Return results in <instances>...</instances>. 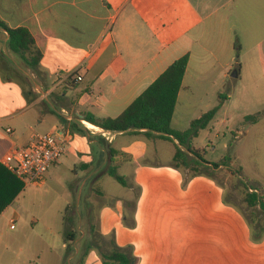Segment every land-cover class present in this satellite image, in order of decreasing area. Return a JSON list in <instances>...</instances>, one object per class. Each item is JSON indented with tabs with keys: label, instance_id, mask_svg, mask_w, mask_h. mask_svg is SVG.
I'll use <instances>...</instances> for the list:
<instances>
[{
	"label": "crops",
	"instance_id": "crops-1",
	"mask_svg": "<svg viewBox=\"0 0 264 264\" xmlns=\"http://www.w3.org/2000/svg\"><path fill=\"white\" fill-rule=\"evenodd\" d=\"M0 21L28 29L42 53L32 69L10 49L9 33L0 27V206L10 200L0 213V264H103L88 248L92 225L114 235L119 247L130 246L132 264H264V236L254 240L248 218L226 202L217 179L173 165L177 140H151L133 128L105 131L85 119L120 116L189 55L172 120L177 129L190 71L212 62L235 64L241 75L235 40L249 44L248 52L259 49L254 68L264 72V0H0ZM74 124L86 134L74 131ZM33 132L59 133L66 151L51 168L68 169L81 196L90 186L85 207L70 209L68 203L78 222L74 241L58 244L52 223L23 207L27 186L4 164ZM162 141L174 145L166 162L156 159L160 146L150 149L149 142ZM111 164L125 171L128 186L107 204L102 180ZM55 172L49 170L46 184ZM255 182L264 194V183ZM95 190L101 199L92 198Z\"/></svg>",
	"mask_w": 264,
	"mask_h": 264
},
{
	"label": "rangeland",
	"instance_id": "rangeland-1",
	"mask_svg": "<svg viewBox=\"0 0 264 264\" xmlns=\"http://www.w3.org/2000/svg\"><path fill=\"white\" fill-rule=\"evenodd\" d=\"M215 41L219 44L217 39ZM242 43L243 40H235L234 58L243 63L240 76H232L235 64L225 68L218 63L212 66V62L203 66V72H189L186 83L190 88L186 100L182 99L178 107L174 126L186 130L192 120L219 107L214 119L194 138L192 145L198 149H206L205 158L210 162H222L226 158L234 170L244 167L245 172H239V176L242 178L244 174L243 177L249 184L256 187V180L264 183V72L258 67L254 68L258 64L259 49L248 52L249 44L242 47ZM255 115L257 117L249 119ZM149 143L151 151L157 146L163 149L162 155L156 158L159 162H166L174 151V145L169 142ZM50 171L53 174L55 169L51 168ZM119 173L124 175L125 171L120 170ZM210 173L224 187L226 196L246 217H257L264 223V215L259 209L249 208L245 202L244 188L238 179L240 177H234L223 166ZM77 182L78 180H73L68 169H61L55 172V177L46 186H27L21 197V204L34 218L46 225L52 223L59 234L56 239L58 244L64 241L69 232L78 229V222L67 212L68 203L70 209L78 207L79 203L83 208L90 193V186L86 187L82 196L77 193ZM102 191L105 194L102 195V203L107 204L126 193V189L111 176L102 180ZM94 192L92 198L101 199L96 190ZM65 219H69L72 224H67ZM20 227L18 224L17 228Z\"/></svg>",
	"mask_w": 264,
	"mask_h": 264
},
{
	"label": "trees",
	"instance_id": "trees-1",
	"mask_svg": "<svg viewBox=\"0 0 264 264\" xmlns=\"http://www.w3.org/2000/svg\"><path fill=\"white\" fill-rule=\"evenodd\" d=\"M0 27L9 33L10 49L14 53L20 54L29 67L37 70L42 53L30 31L26 28H9L1 21ZM188 63L189 55H184L177 59L120 116L116 118H97L91 115L86 116L85 119L105 131L123 132L133 128L151 140H177L179 144L173 157V165L176 168L188 169L193 176L205 175L213 177L210 171L214 172L217 168L223 166V169L230 171L234 177H240L239 172L243 173L242 167H240V170H234L227 163L228 159L226 158L222 162H210L205 158L206 149H198L192 145L194 138L198 137L200 131L207 128L214 119L219 107L213 108L199 118L192 120L186 130L172 127L178 95ZM255 117L257 115L250 116L249 119ZM73 129L83 135L86 134L87 130L80 124H74ZM113 153L114 151L111 150L109 155L113 156ZM107 172L121 185L128 186L126 178L119 174L117 164L109 165ZM238 179L244 188L245 202L248 207L258 208L259 212L264 215V194L258 193L256 188L251 186L245 177L242 176V178ZM22 187L21 185L20 188ZM9 201L0 206V213ZM226 202L229 203L228 196H226ZM247 218L252 227L254 240H260L264 236V223H261L257 217ZM92 227L94 230H92V240L88 248L98 251L103 264H132L136 261V258L131 253L130 246L121 248L117 245L114 235L105 236L97 232L93 225ZM75 239L76 234L72 231L65 236L66 243ZM69 248L70 245H68Z\"/></svg>",
	"mask_w": 264,
	"mask_h": 264
},
{
	"label": "built area",
	"instance_id": "built-area-1",
	"mask_svg": "<svg viewBox=\"0 0 264 264\" xmlns=\"http://www.w3.org/2000/svg\"><path fill=\"white\" fill-rule=\"evenodd\" d=\"M65 151L66 140L59 133L33 132L27 145L13 147L4 158V164L26 186L41 187L46 184L50 168Z\"/></svg>",
	"mask_w": 264,
	"mask_h": 264
},
{
	"label": "water",
	"instance_id": "water-1",
	"mask_svg": "<svg viewBox=\"0 0 264 264\" xmlns=\"http://www.w3.org/2000/svg\"><path fill=\"white\" fill-rule=\"evenodd\" d=\"M232 76H233V77H238V70H235V71L232 73Z\"/></svg>",
	"mask_w": 264,
	"mask_h": 264
},
{
	"label": "bare ground",
	"instance_id": "bare-ground-1",
	"mask_svg": "<svg viewBox=\"0 0 264 264\" xmlns=\"http://www.w3.org/2000/svg\"><path fill=\"white\" fill-rule=\"evenodd\" d=\"M95 128V127H94Z\"/></svg>",
	"mask_w": 264,
	"mask_h": 264
}]
</instances>
